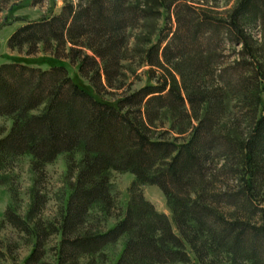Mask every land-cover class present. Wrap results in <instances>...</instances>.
<instances>
[{"label": "trees", "instance_id": "trees-1", "mask_svg": "<svg viewBox=\"0 0 264 264\" xmlns=\"http://www.w3.org/2000/svg\"><path fill=\"white\" fill-rule=\"evenodd\" d=\"M64 1L57 15L17 28L7 43L69 44L78 70L91 72L95 94L63 63L0 64V116L12 118L0 137V170L29 155L39 172L82 149L60 219L35 222L24 264H49L41 257L51 234L60 235L55 264H78L121 236L115 264H264V37L255 30H264V0H235L225 17L215 10L220 0H160L165 22L144 61L172 71L173 81L163 77L114 104L98 96L102 77L111 86L120 75L127 30L148 15L130 0ZM226 101L241 115L235 126L221 124ZM162 109L171 125L155 137L150 125ZM171 131L176 135L167 136ZM110 171L134 179L115 225L102 231L88 211L95 203L107 214L116 209ZM144 184L163 192L171 217L143 197ZM45 201L36 189L32 216ZM4 219L30 233L12 210Z\"/></svg>", "mask_w": 264, "mask_h": 264}, {"label": "rangeland", "instance_id": "rangeland-1", "mask_svg": "<svg viewBox=\"0 0 264 264\" xmlns=\"http://www.w3.org/2000/svg\"><path fill=\"white\" fill-rule=\"evenodd\" d=\"M74 2L76 0H73ZM64 0H0V64L23 61L47 68L49 64L63 63L71 78L95 94L90 76L91 72L83 75L78 70L76 53L57 47L53 42L49 45L25 43L21 46L9 47L8 39L13 32L28 22L42 17L57 15ZM129 4L145 11L148 17L139 22L138 26L127 30L126 44L122 50L120 75L108 86L102 77L103 87L99 88L98 96L107 102L116 103L120 97L128 95L145 85H154L158 79L166 77L171 83L172 71L150 67L144 61L147 47L155 42L159 29L164 25L165 12L160 0H130ZM235 4V0L218 1L216 12L225 17ZM257 36L264 37V30L257 27ZM256 32V31H255ZM240 49V46H237ZM91 54L90 51H86ZM170 73V75H169ZM262 100L264 94L261 93ZM225 114L221 124L235 126L241 121V115L235 111L232 102L226 101ZM170 113L162 109L157 118L150 125L152 136H158L169 130L171 125ZM12 118L0 116V137L10 128ZM241 124L240 127H244ZM176 135L171 131L167 136ZM82 156L79 148L73 153L58 155L52 162L45 164L41 171L33 170L32 159L29 155H21L12 164L0 170V249L3 251L2 264H24L30 255L34 238V224L38 220L44 225L57 223L61 211L75 182L76 166ZM134 176L129 172L110 171V189L114 197L116 209L107 214L103 207L95 203L88 211V219L98 230H106L115 225L117 214L123 210L128 198L129 188ZM36 189L45 196L46 201L41 212L35 216L31 214V207ZM143 197L150 201L154 208L171 217L167 199L163 192L155 185L141 186ZM6 209L12 210L29 227L30 233L18 230L4 219ZM60 239L59 234H51L43 243L41 261L55 264L54 249ZM125 237L121 236L114 242L106 244L99 255L84 256L78 259V264H87L93 258L95 264H115L120 255ZM220 264H228L221 262ZM251 264V263H246Z\"/></svg>", "mask_w": 264, "mask_h": 264}]
</instances>
